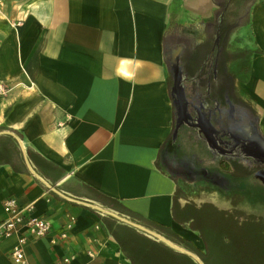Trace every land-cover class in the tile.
I'll list each match as a JSON object with an SVG mask.
<instances>
[{
	"label": "crops",
	"instance_id": "0c3cea01",
	"mask_svg": "<svg viewBox=\"0 0 264 264\" xmlns=\"http://www.w3.org/2000/svg\"><path fill=\"white\" fill-rule=\"evenodd\" d=\"M227 11L224 69L238 97L222 108H251L264 136V0H0V221L15 198L51 224L27 235L26 264H133L115 231L160 239L127 220L204 252L201 204L231 215L238 189L255 212L250 177L232 174L243 155L229 156L225 182L200 187L198 170L217 162L196 124L179 125L172 95L171 53L218 43ZM177 194L181 208L194 205L182 222ZM24 233L0 241V264H20L11 250Z\"/></svg>",
	"mask_w": 264,
	"mask_h": 264
},
{
	"label": "flooded vegetation",
	"instance_id": "af4514ba",
	"mask_svg": "<svg viewBox=\"0 0 264 264\" xmlns=\"http://www.w3.org/2000/svg\"><path fill=\"white\" fill-rule=\"evenodd\" d=\"M183 46L185 49L181 55V65L185 74V83L191 84L187 92V96L189 95L187 97L189 112L193 113L196 119L182 120V123L196 124L199 131L201 130L202 142L206 143L207 147L212 150V159L217 162L216 169L201 168L200 171L198 170L197 178L201 180L202 184L200 187L206 190L209 188L208 185H213L215 180L226 181L224 180L226 176L221 171L228 164V158L231 154L233 156L243 155L247 158V166L252 170V173L247 177L254 176L263 180L264 157L253 150L251 144L244 139L246 136L244 131L246 133L258 132L252 109L247 106H235L234 102L230 109L222 108L226 102L234 101L238 96L231 86L230 77L224 69V64H221L220 57L223 56V47L220 41L218 43L213 42L210 50L205 43L199 45L184 43ZM196 54L198 55L196 56ZM200 54L206 57V61L200 62ZM202 86H206L207 89L202 91L200 89ZM206 103L214 104V109L209 108V106L204 107ZM203 108L208 112V115H212V121L216 123V130H209L207 127L201 112ZM238 118L239 120H237ZM232 120L235 122L234 125ZM238 125L242 128L241 134H233L232 128H236Z\"/></svg>",
	"mask_w": 264,
	"mask_h": 264
},
{
	"label": "rangeland",
	"instance_id": "374dc122",
	"mask_svg": "<svg viewBox=\"0 0 264 264\" xmlns=\"http://www.w3.org/2000/svg\"><path fill=\"white\" fill-rule=\"evenodd\" d=\"M246 181H248V179H246ZM249 182L250 186H248L249 191L247 190V194L250 200L255 204L252 206L249 205V207H253L255 212L250 210L244 211V215H254L255 217L261 218L264 223V190L258 187L259 181H257L255 177H250ZM245 187L247 188V186ZM208 205L209 204L206 203L201 204L202 211L199 213L198 219H196L197 225L201 226V233L205 240L204 255L193 250L190 251V253L197 256L204 264H264V237L261 236L263 240H257L255 238L256 231H254L252 227L250 228L248 224L246 227L240 228L239 231L242 237L240 235V242H236V240H233L232 236L235 229L227 227L228 225H226V222L221 221L220 213L211 211L209 214L208 210L204 211L205 206L208 207ZM239 213L240 215L243 214L241 212ZM207 219L208 224H202V222ZM122 232H124V230H122ZM142 237V235L132 236L131 241L135 244L144 245L145 242ZM186 251L189 252V250ZM181 254L187 256L178 259L170 257L168 254H160V256L163 257L162 261L165 264H200L195 257L184 252H181Z\"/></svg>",
	"mask_w": 264,
	"mask_h": 264
},
{
	"label": "trees",
	"instance_id": "16d2710c",
	"mask_svg": "<svg viewBox=\"0 0 264 264\" xmlns=\"http://www.w3.org/2000/svg\"><path fill=\"white\" fill-rule=\"evenodd\" d=\"M230 1L231 2H238V1L241 2V1H249V0H230ZM231 14H234V13H232L231 11L225 12L223 15L222 22L220 23V25L218 27V29H219V33H218L219 34V41H220L223 49L226 47V44H227L226 41H227L229 33L231 32V30L234 29V27L231 25L232 23L230 22V18L232 17ZM192 44H194V43H192ZM208 45L209 44H207V48H208V50H210L211 46H208ZM197 55L198 54H196V56ZM226 56L227 55H226L225 50H224L223 56L220 57L221 64H224V66H225L226 61H227ZM233 164H234V170H233L232 174H233L234 178H246L248 175H250L252 173V170H250L249 166H247V165L245 166L242 164H238L237 161H233ZM255 178H257V177H255ZM235 191L236 192L234 193L235 194L234 213L229 215L226 213L218 212L221 214V217H220L221 221L226 222V225H228L227 227L235 229L232 236H233V240H236V242H238V243L240 242L241 237H242V234L239 231L240 228L242 229L243 227H246L248 224H249L250 228L252 227L253 230L256 231L255 238L257 240H263V239H261V236L264 237V223H263L262 219L259 217H255L254 215L253 216L244 215V212H243L244 208H242L243 196L239 192L238 189H235ZM179 197H180V194H177V196L174 200V203H173L172 211H173L174 218L177 221L182 222V221H184L183 220L184 218L187 219V217L190 214H193L194 205L189 204V206H187L185 208H181L180 203H179ZM250 203L253 204L252 201ZM201 209H202V207L200 208V212L202 211ZM206 210L209 211V214L211 211L215 212V210L211 209L209 205H208V207L205 206L204 211H206ZM239 212H241L243 214L240 215ZM188 219H189V217H188ZM196 219H198V217H196ZM204 219H206V218H204ZM206 223L208 224V219L205 220L204 222H202V224H206ZM251 224H252V226H251ZM121 227L125 233L122 231L120 232L122 235L120 233H118V231H115L114 233H115L117 239H119V241L123 247V250L127 254V257L132 261L133 264H165V263H163V261H162L163 257H161L160 254L161 255H167L168 254L170 257H175L177 259L183 258L184 256H187V255L181 254L180 251H177L176 249L172 248L171 246H169L168 244H166L165 242H163L161 240L151 239L148 236L142 235L140 233H135V232H133V230H129V228L125 229V226H123V225ZM128 231L132 232V235H129L127 233ZM139 235L143 236L142 238H143V241L145 242L144 245L132 243L131 237L132 236L135 237V236H139ZM240 235H241V237L239 238ZM229 239H230V236H229ZM172 240L175 243L180 244V245H183L185 242H187L186 240L180 239L177 236H176V238H173ZM192 249L196 252H200L202 254L204 253V252L200 251L198 248H196L195 246H192Z\"/></svg>",
	"mask_w": 264,
	"mask_h": 264
},
{
	"label": "built area",
	"instance_id": "2783aa9c",
	"mask_svg": "<svg viewBox=\"0 0 264 264\" xmlns=\"http://www.w3.org/2000/svg\"><path fill=\"white\" fill-rule=\"evenodd\" d=\"M4 208L7 216L0 221V241L12 236L21 229L25 230V233L18 238L13 246L11 256L17 263L26 264L25 245L27 235L46 236L51 230V224L46 218L33 215L32 205L21 206L15 198H7L4 202ZM68 235L65 231L60 234V237L66 239Z\"/></svg>",
	"mask_w": 264,
	"mask_h": 264
},
{
	"label": "water",
	"instance_id": "95a60500",
	"mask_svg": "<svg viewBox=\"0 0 264 264\" xmlns=\"http://www.w3.org/2000/svg\"><path fill=\"white\" fill-rule=\"evenodd\" d=\"M183 48L178 47L177 49L173 50L171 53V66L170 71L173 76V88H172V95L174 98V104L176 107V111L179 117V125L182 123V120H190L192 119L191 114L189 113V100L187 98L186 89H185V74L183 71V67L181 65V54H182ZM205 123L209 130H216V128L213 126L210 119L205 118ZM206 128V127H205ZM248 133V132H247ZM245 131L246 136L244 139L248 141L251 144V147L253 150H255L258 154L264 157V136L259 134L258 132L254 131L253 133L247 134ZM128 223L139 227L141 229H144L146 231H149L150 233L154 234L156 237H158L161 241L165 242L172 248L187 253L197 259V261L200 264H204L197 256L192 255L190 252L186 251L185 249L181 248L180 246L176 245L175 243L171 242L170 240L166 239L165 237L145 228L142 227L139 224H136L134 222L128 221Z\"/></svg>",
	"mask_w": 264,
	"mask_h": 264
}]
</instances>
